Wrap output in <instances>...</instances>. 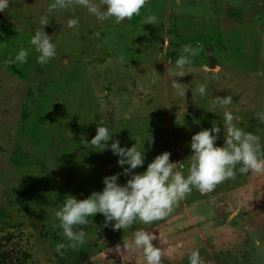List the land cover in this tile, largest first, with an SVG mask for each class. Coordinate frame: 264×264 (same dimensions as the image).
Instances as JSON below:
<instances>
[{"label": "rangeland", "instance_id": "rangeland-1", "mask_svg": "<svg viewBox=\"0 0 264 264\" xmlns=\"http://www.w3.org/2000/svg\"><path fill=\"white\" fill-rule=\"evenodd\" d=\"M53 2L9 0L0 12V264H145L140 250L123 249L136 228L157 236L163 264H189L194 249L205 264H264V174L238 173L206 194L193 189L167 219L137 221L131 230L114 231L98 213L84 229L86 242L61 249L63 256L56 245L69 242L55 216L68 195L83 200L102 192L107 176L121 173L122 184L131 178L110 149L113 140L145 152L133 173L167 151L187 176L192 136L216 121L222 147L229 110L264 148L257 119L264 113V0H149L140 16L119 24L81 6L48 13ZM45 15L57 55L41 66L30 39ZM148 15L157 22L143 25ZM72 18L79 23L68 28ZM187 44L200 54L176 77ZM199 44L212 45L213 69ZM21 49L29 50L27 62H11ZM217 96L233 102L208 112ZM97 127L113 135L104 151L86 144Z\"/></svg>", "mask_w": 264, "mask_h": 264}, {"label": "clouds", "instance_id": "clouds-1", "mask_svg": "<svg viewBox=\"0 0 264 264\" xmlns=\"http://www.w3.org/2000/svg\"><path fill=\"white\" fill-rule=\"evenodd\" d=\"M148 2L149 0H99L98 3L95 0H54L47 11L53 13L81 6L100 21L114 19L119 24L124 20L133 19L134 16H140L141 9ZM8 7L9 0H0V12H4ZM156 22L155 15H148L142 20L143 25H153ZM78 23V18H72L67 21L66 26L75 28ZM49 24L48 15L42 16L41 27L30 39V44L38 53L37 62L41 66L46 65L57 55L56 45L51 42V36L44 30ZM183 52L184 55L175 61L178 69L176 77L187 75L185 67L193 64L194 58L200 54V48L187 44L183 46ZM28 55L29 50L21 49L11 62L24 64ZM172 87L178 95L185 96L186 91L182 83L174 79ZM197 92L202 97L207 96V85H199ZM232 102L231 96L223 98L217 96L210 102L208 112L214 113L217 105L227 109ZM223 119L225 140L222 147L216 146L221 132L216 121L212 122L211 129L201 130L192 136L191 164L187 176L176 170L177 163L170 161L171 153L167 151L156 156L142 174L133 173V170L143 167L145 152L139 150L136 143L130 148H124L120 146L119 140H113L110 149L119 157L118 165L123 168V174L131 175V178L121 185L118 183L121 173L107 176L103 179L105 186L103 191H94L83 200L78 201L74 196L68 195L55 216L69 243L57 244L56 251L63 256L61 249H77L83 245L87 237L84 229L93 223L89 218L98 213L105 217V226L111 224L114 231L131 230L137 221L152 224L167 219L179 207L180 202L191 195L193 189L206 194L214 191L225 181L236 179L238 173L264 174V148L261 146L260 137L237 127L233 123L236 118L229 110L224 111ZM257 119L264 122V113L257 114ZM112 137L107 127H97L96 135L86 144L89 148L104 151L109 148L108 142ZM148 140L152 143L151 137ZM125 165L128 167H124ZM156 239L157 236L152 232L137 229L132 232L130 241L125 242L123 249L140 250L145 264H163V251L152 243ZM253 239L255 241V237ZM116 251H120V245L116 246ZM258 254L264 255V247L259 249ZM189 264H205L198 249L192 250L189 254Z\"/></svg>", "mask_w": 264, "mask_h": 264}, {"label": "water", "instance_id": "water-1", "mask_svg": "<svg viewBox=\"0 0 264 264\" xmlns=\"http://www.w3.org/2000/svg\"><path fill=\"white\" fill-rule=\"evenodd\" d=\"M203 51H204V54H205V58L207 59V67L209 70L213 69L215 67V57H214V54H213V50H212V45L209 44V45H201L199 44Z\"/></svg>", "mask_w": 264, "mask_h": 264}, {"label": "crops", "instance_id": "crops-1", "mask_svg": "<svg viewBox=\"0 0 264 264\" xmlns=\"http://www.w3.org/2000/svg\"><path fill=\"white\" fill-rule=\"evenodd\" d=\"M166 128L169 130V127H166ZM166 128H165V129H166ZM111 163H112V162H111ZM109 167H110V166H109ZM118 183H120L121 185H123V184H124V183L122 184L121 178H120V179H118ZM137 229H138V228H136V230H137Z\"/></svg>", "mask_w": 264, "mask_h": 264}]
</instances>
